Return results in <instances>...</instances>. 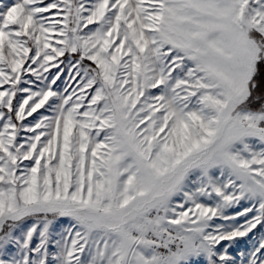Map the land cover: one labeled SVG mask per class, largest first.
<instances>
[{
    "label": "snow or ice",
    "instance_id": "obj_1",
    "mask_svg": "<svg viewBox=\"0 0 264 264\" xmlns=\"http://www.w3.org/2000/svg\"><path fill=\"white\" fill-rule=\"evenodd\" d=\"M0 264H264V0H0Z\"/></svg>",
    "mask_w": 264,
    "mask_h": 264
},
{
    "label": "rangeland",
    "instance_id": "obj_2",
    "mask_svg": "<svg viewBox=\"0 0 264 264\" xmlns=\"http://www.w3.org/2000/svg\"><path fill=\"white\" fill-rule=\"evenodd\" d=\"M2 2H7L9 4H11L12 2H14V0H2ZM53 71H56L55 69H53ZM239 209H233L232 211H237ZM246 247V242L241 241L240 244L237 245V248H244ZM231 251H233L235 253L236 249H232Z\"/></svg>",
    "mask_w": 264,
    "mask_h": 264
}]
</instances>
